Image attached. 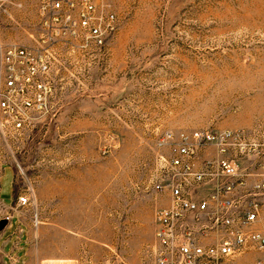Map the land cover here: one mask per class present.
Segmentation results:
<instances>
[{
  "label": "rangeland",
  "instance_id": "obj_1",
  "mask_svg": "<svg viewBox=\"0 0 264 264\" xmlns=\"http://www.w3.org/2000/svg\"><path fill=\"white\" fill-rule=\"evenodd\" d=\"M41 2L0 0V46L36 45ZM97 4L117 17L104 46L61 43L51 61L65 80L54 83L48 112L21 131L0 124V161L14 171L12 215L26 224L16 231L23 264H161L154 211L166 201L150 182L168 154L165 135L264 131V0ZM17 15L23 30L1 29ZM252 162L249 187L264 171V161ZM10 177L2 186L12 203ZM19 196L27 204L17 205ZM2 220L0 211V264H10L4 246L14 228ZM219 264H260V253Z\"/></svg>",
  "mask_w": 264,
  "mask_h": 264
},
{
  "label": "built area",
  "instance_id": "obj_2",
  "mask_svg": "<svg viewBox=\"0 0 264 264\" xmlns=\"http://www.w3.org/2000/svg\"><path fill=\"white\" fill-rule=\"evenodd\" d=\"M36 45L0 46V124L21 131L48 112L56 81H64L51 52L68 47L101 49L117 29L115 13L97 0H42ZM150 182L166 204L155 208L153 253L161 264H219L249 250L264 264V131L196 129L169 132ZM28 197L19 196L17 205ZM12 205V204H10ZM0 199L6 221L12 209Z\"/></svg>",
  "mask_w": 264,
  "mask_h": 264
},
{
  "label": "crops",
  "instance_id": "obj_3",
  "mask_svg": "<svg viewBox=\"0 0 264 264\" xmlns=\"http://www.w3.org/2000/svg\"><path fill=\"white\" fill-rule=\"evenodd\" d=\"M8 16H10V15L8 13H6V17L3 18L1 16V20L2 21L5 20L8 23ZM16 19L19 20V22H16V24H14L12 27H6L4 25H1V29L6 30V31L11 30L14 33L20 32L21 30L24 29V27H23L24 22L22 21L23 17H21V15H17ZM9 172H11V173H9ZM10 175H11V177H10V180H8V181H10L9 186L11 185V189H12V193H11L12 203L7 202L6 196L4 195V188L2 186V181L4 179H7L8 176H10ZM14 197H15L14 171H13L11 166L4 164L3 162L0 161V199L2 201H4L6 204L10 205V204H13ZM24 227H26V224L23 221H21L20 217H17L16 215H14L13 219L8 224V230L10 228H14L13 232L10 234L11 238L7 241L6 245L4 246V250L6 251V254H7L6 257L9 259L10 264H23L21 259H22V252L25 248V246L23 245V242L25 240H23V238H22L23 235L19 236L20 232H16V231H18L19 228H21V230L24 231ZM14 233H16L15 236H14ZM15 241H17V244H18L17 247L14 245ZM10 244H11V246L8 248V246Z\"/></svg>",
  "mask_w": 264,
  "mask_h": 264
},
{
  "label": "water",
  "instance_id": "obj_4",
  "mask_svg": "<svg viewBox=\"0 0 264 264\" xmlns=\"http://www.w3.org/2000/svg\"><path fill=\"white\" fill-rule=\"evenodd\" d=\"M6 224H7V221H6V220H2V221H1V227H2V228H3Z\"/></svg>",
  "mask_w": 264,
  "mask_h": 264
},
{
  "label": "bare ground",
  "instance_id": "obj_5",
  "mask_svg": "<svg viewBox=\"0 0 264 264\" xmlns=\"http://www.w3.org/2000/svg\"><path fill=\"white\" fill-rule=\"evenodd\" d=\"M76 217V216H75ZM74 219V218H73ZM77 221V220H76Z\"/></svg>",
  "mask_w": 264,
  "mask_h": 264
}]
</instances>
